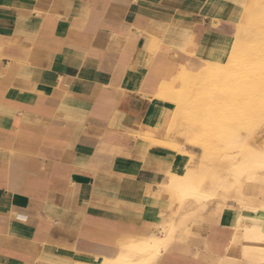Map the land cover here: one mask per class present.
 <instances>
[{
  "label": "crops",
  "instance_id": "crops-1",
  "mask_svg": "<svg viewBox=\"0 0 264 264\" xmlns=\"http://www.w3.org/2000/svg\"><path fill=\"white\" fill-rule=\"evenodd\" d=\"M252 5L0 0V264H135L154 247L145 264H264V211L249 207L264 181L191 219L204 204L188 209L181 173L196 150L166 128Z\"/></svg>",
  "mask_w": 264,
  "mask_h": 264
},
{
  "label": "rangeland",
  "instance_id": "rangeland-1",
  "mask_svg": "<svg viewBox=\"0 0 264 264\" xmlns=\"http://www.w3.org/2000/svg\"><path fill=\"white\" fill-rule=\"evenodd\" d=\"M253 21L256 22L255 26L264 34V0H253L248 21L240 25L249 26ZM255 41L258 42V53L264 56V38ZM223 49L222 46L220 52L209 62V66L205 71L191 75L181 87V90L175 92L174 99L171 100L174 103L180 102L181 107H177L178 105L176 104V108L171 112L169 124L166 127L169 138L179 146H190L196 150L195 152L184 151L192 156V163L188 169H183L181 174L190 175L194 180L199 179L203 184L207 181L208 184L206 183L207 185L203 187L204 191L207 189V195L213 190L212 196L208 195L206 198L204 196H191L189 198L192 206L188 209L204 204L203 210L191 219L204 214L205 211H209L213 215H219L229 209L230 206L227 202L230 200H238L240 205L243 206L241 200L244 197L242 192L244 184H250L249 181L251 182V180L264 181V158L253 156L250 152L254 148L257 154L262 150L264 157V99H260V103L251 110V113H232L231 109L234 107V103L231 97L226 99L225 103L219 102V106L216 108H212L209 103L208 89L209 86H212L213 79L211 78L214 76L213 74L223 68L225 64L227 65V62L229 64V56L225 60L228 53L223 51ZM241 58H246V56ZM213 64H217V67ZM184 68L193 71L197 69L193 66H185ZM176 73L178 71L173 74L176 75ZM255 75H259V78L264 81V69L248 71L244 75V80L247 81V79ZM236 84L238 85L239 81L223 87H214L211 90V94H217V91L226 86L234 89ZM155 94L159 103L160 99L163 98L162 88ZM201 96L203 98H200ZM249 96L251 95L245 96V99L249 98ZM177 108H179L180 112L178 111L179 113L177 112L176 114L179 116L171 119ZM220 109H223L224 112L221 113ZM196 113L199 115L197 119L193 116ZM205 116H209V118L206 119ZM204 124H214V126L213 128H208L207 131L204 128ZM209 129L212 130L210 131ZM237 131L238 137L235 135ZM205 155L208 156L206 157ZM221 183L223 186H221ZM187 197L189 196H185V198ZM249 207L255 210L260 209L259 211L263 212L264 199L259 201V205H251ZM258 234H261L262 237L264 236L260 231Z\"/></svg>",
  "mask_w": 264,
  "mask_h": 264
},
{
  "label": "bare ground",
  "instance_id": "bare-ground-1",
  "mask_svg": "<svg viewBox=\"0 0 264 264\" xmlns=\"http://www.w3.org/2000/svg\"><path fill=\"white\" fill-rule=\"evenodd\" d=\"M253 17H255V16H253ZM261 17H259V18H261ZM259 20H261V19H259ZM255 24H256V22L253 21L249 26L240 25V27H238V29H237L236 34L232 38H230L228 40L227 45H223V48H224L223 51H226L227 53H229V60H228L229 64L226 61L227 65L225 64V66L223 68H221L219 71H216L213 74L214 76L211 78V79H213L212 80V86H209V89H208L209 94L208 93L207 94L209 95V103L211 104L212 108L218 107L219 106V102H224L225 103L226 99L231 97L232 98V102L234 103V107H232V109H231L232 113H238V112H240V113H249L250 112L251 113V110L256 108L258 103H260V99H264V81H262L261 78H259V75H255L252 78L247 79V81L244 80V77H245L244 75L248 71H251V70H254V69H264V56H261L258 53V49H259L258 42L255 41V40H260V38H264V34H263V32L261 30H259L258 27L255 26ZM242 56H246V58H241ZM213 65H215V64H213ZM236 81H239V84L238 85L236 84L234 86V89H231L230 87L226 86L223 89H220L219 91H217V94H211L212 93L211 90L214 87H217V86L218 87L219 86L223 87L225 85H230L231 83L236 82ZM240 82H241V84H240ZM202 84H204V83H202ZM248 95H251V96H249V98L245 99V96H248ZM200 98H203V96H201ZM244 99H245V102H244ZM175 104L178 105L177 107H179L181 105L180 102L179 103H175ZM182 104H183V102H182ZM178 111H179V108H177V110H175V112L172 115L171 119L173 117L175 118V117L179 116L178 114H176ZM220 112L223 113L224 112L223 109H220ZM193 116H194V118L197 119V117L199 115H198V113H196ZM205 118L208 119L209 116L208 117L205 116ZM213 126H214V124L213 125L204 124V128L207 131H208V128H213ZM209 130L211 131L212 129H209ZM216 130H217V128H216ZM237 130H239V129H237ZM235 135L238 137V131H237V134H235ZM231 138H233V137H231ZM254 149H252V151H250L253 156H256L258 158H264L263 155H262L263 154L262 150H261V152L259 151V153L257 154V152H255ZM205 156L207 157L208 155H205ZM202 161H203V159H202ZM183 179H186L185 182H183V186L182 187L180 186L182 188V190H183V195H184L183 197H185V196H189V197H191V196H193V197H202V196H204L206 198L208 195L209 196L213 195V190H212L211 193L208 192V193H210L208 195H207V189L205 190L206 192L203 190V187H205L208 184L207 181H206L207 184L206 183L203 184L202 181H199V179L193 180V179H190V178L187 179L185 177ZM222 183H221V186H223ZM179 184H180V182H179ZM204 194H206V195H204ZM184 199H187V198H184ZM184 199H183V201H184ZM184 206H187V205H184ZM188 207L190 208V206H188ZM202 209H203V207H200L198 210H202ZM180 212H181V210H180ZM184 212H185V210H184ZM173 218H174V215H173ZM178 223H180V222L178 221ZM177 228H178V224L177 223H171L170 222L169 224H167L166 229H164L166 234H164L165 236L159 238V239H161V243H159L160 245L159 244L158 245L159 246L167 245L166 243L169 240V238H167V236H169V234L174 232ZM153 249H152L151 252L148 251V252H146V253H144L142 255L133 256V257H131L130 260H132L133 263H135V264H142V263L145 264V263L149 262L150 259L152 260V256L155 255V253H154L155 251L153 252ZM125 258L126 257L124 256V261L126 262ZM127 260H128V258H127ZM124 261L122 260V262H124Z\"/></svg>",
  "mask_w": 264,
  "mask_h": 264
}]
</instances>
